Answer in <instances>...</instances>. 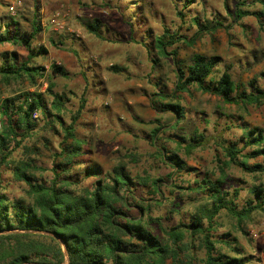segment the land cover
<instances>
[{
	"label": "rangeland",
	"instance_id": "obj_1",
	"mask_svg": "<svg viewBox=\"0 0 264 264\" xmlns=\"http://www.w3.org/2000/svg\"><path fill=\"white\" fill-rule=\"evenodd\" d=\"M41 1V2H40ZM119 2L118 9L110 10L103 7L90 5L85 13L72 15L70 9L60 4H52L46 0H25L15 15H10V6L0 2V19L4 22L17 23L10 26L19 32H29V20L32 10L37 5L43 4L41 17L44 31H39L32 41V47L45 46L47 54L35 57L34 65L44 69V80H37V86H29L26 81H12L5 83L0 79V101L20 92H41L48 105L50 96L44 93L40 81L47 84L49 67L59 61L56 58L58 38L73 35L75 40H84L82 23L84 21L98 19L99 25L106 27L102 31L108 40L119 42L121 49L118 61L124 57L129 60L122 67L126 68L121 73L109 71L111 62L105 65L106 59H99L94 54L89 57L93 63L94 72L91 78H79V74L70 76L68 79L52 77V92L63 94L68 98L65 111L60 113L61 119L67 123L69 113L76 109L78 99L83 95L85 100L84 109L76 122L75 135L83 140V152L79 160L82 164L76 168L88 165H98L103 171L110 170L117 162H126V170L132 176H144L159 178L161 196L148 194L147 189L139 187L136 194L142 196L146 203L150 204V216L160 218L163 227L174 226L177 222H187L189 215L199 206L207 203V191L196 193L195 182L208 178L210 181L219 180L221 163L225 162L219 141L235 143L240 148L244 141V128H258L264 135V106L258 108H240L234 105L223 104L215 97L200 94L193 87L189 89L188 95L182 94L175 102L182 107L184 118L174 129L168 128L174 122V116L169 112H161L156 100L153 106L150 104V95L157 91L169 94L173 87V66L170 59L156 57L152 50V39L160 35L163 30L177 32L179 35L189 38L196 31L192 23L193 18L202 24L213 25L219 22L228 26L227 31L218 28L211 35H201L191 47H185L178 43L177 58L187 61L194 53L207 57L218 56L220 61L215 67L213 78L216 79L220 72L227 70L231 79L238 85L240 90L249 91L248 82L255 80V85L261 88L264 84V1L263 0H108ZM243 3V9L254 13H261L262 17L256 21L253 17H245L238 23L232 22V13L237 2ZM47 5L46 8L45 4ZM102 3H107L102 0ZM113 5V3H111ZM57 5V6H56ZM103 7V8H102ZM60 8L68 11V20L74 19L76 28L69 32L68 20L66 28L60 33L50 31L46 26L49 15ZM71 37V36H70ZM51 39L56 45H50ZM144 41L143 48L139 53L135 51L139 41ZM135 46V47H134ZM145 46V47H144ZM142 47V43L141 46ZM129 48L131 50H129ZM1 53H14L18 61L22 60L26 51L22 48L1 45ZM155 60L152 68L151 61ZM7 62V58L3 62ZM95 61L99 65H95ZM2 61H0V64ZM60 66V65H59ZM105 66L104 68L101 67ZM121 67V66H120ZM73 75V74H72ZM89 77V76H87ZM165 103L168 100H164ZM37 127L21 146L29 147L26 153L32 158L37 166L49 169L51 166L50 151L56 150L60 140L59 128L56 124L52 127L45 125V118L39 112H35ZM164 128L157 134L153 143L149 141V133L156 125ZM202 136L201 146L192 151H185L188 137L193 132ZM183 138L185 141H180ZM179 144V148H177ZM16 149L13 157L19 158L22 148ZM161 148L166 151H177L178 156L185 161L186 169L181 173H173L169 178L170 169L162 163L160 156ZM249 148L242 153L248 152ZM126 152L136 153L138 162L131 163L122 156ZM216 159L221 163H217ZM260 160L259 158L255 159ZM255 160H248L251 164ZM224 180L220 189L222 192L232 193L237 190V197L233 200L236 210L245 207V203L253 201V196L248 193L251 186L264 184V174H245L234 166H224ZM75 179L81 175L76 170L71 172ZM42 179L50 178L49 171L41 174ZM3 192L8 198H18L22 195V184L11 181L8 172L1 174ZM92 179L80 181V186H89ZM176 186L177 188H175ZM230 197H225L226 199ZM253 204V202H252ZM212 236L218 238L228 233V239H234L244 258L243 264H264V216L259 211L251 212L248 217L237 226L235 219L220 210L213 219ZM154 233L163 237L158 228ZM193 248L190 250L197 264L202 257V251L197 249V242L193 240ZM216 249L229 256H236L227 247L216 244Z\"/></svg>",
	"mask_w": 264,
	"mask_h": 264
},
{
	"label": "trees",
	"instance_id": "obj_2",
	"mask_svg": "<svg viewBox=\"0 0 264 264\" xmlns=\"http://www.w3.org/2000/svg\"><path fill=\"white\" fill-rule=\"evenodd\" d=\"M264 1V0H263ZM243 3L237 2L232 13V22L238 23L245 17H253L259 21L261 13L243 9ZM196 31L186 38L177 32L167 29L152 39V50L156 57L170 59L173 66V87L169 94L157 91L150 95V104L158 100L160 111L169 112L174 116V122L168 128L174 129L184 118V111L175 101L182 94L188 95L194 88L200 94L217 98L223 104L240 108L264 106V84L261 88L255 85V80L248 82L249 91L240 90L227 70L220 72L214 79L213 73L220 58L207 57L194 53L185 62L177 58L176 44L185 47L193 46L201 35H211L218 28L228 29L219 22L213 25L202 24L193 18ZM15 22L10 19L0 26V45L9 44L26 51L25 57L18 61L14 52L8 55L2 53L0 64V79L8 83L26 81L29 86H37V80H44V69L34 65L32 60L46 54L39 46L31 43L40 31L37 23H33L29 32H19ZM99 22L84 21L82 27L90 34L98 37ZM264 29V25L260 23ZM49 44H56L49 39ZM7 58V62L3 59ZM152 68L156 61H151ZM110 71L117 73L123 68L111 66ZM52 77L66 79L69 77L62 66L51 64L49 77L44 93L50 96L48 105L41 92H20L0 101V177L8 172L13 182L21 183L22 195L18 198H8L3 192L0 179V264H194L191 249L193 240L197 249L202 251V257L197 264H243L244 258L234 239H228V233L214 238L211 232L213 219L220 210H224L237 226L253 211H259L264 216V184L251 186L248 193L253 201L248 200L245 207L236 210L233 200L238 191L222 192L221 183L224 180V166H234L245 174H264V135L258 128H244V141L240 148L235 143L219 141L225 162L217 167L219 180L208 178L195 182L194 192L207 191V203L199 206L189 215L187 222H177L174 226L163 227L160 218L150 216V204L146 203L136 191L139 187L147 189L148 194H157L161 180L149 179L147 176H132L126 170V162H117L110 170L103 171L98 165L79 167L83 152V140L76 137L74 129L83 109V95L78 99L75 110L69 113L65 123L60 113L65 111L68 98L63 94L52 92ZM164 100H168L167 103ZM39 112L45 118V125L59 128L60 140L56 150L50 151L51 166L49 169L37 166L26 153L29 147L21 146L37 127V121L32 118L34 112ZM164 127L156 125L148 137L153 143L157 134ZM185 151H192L201 146L202 136L193 132L188 137ZM180 141H185L180 138ZM22 148L19 158L12 153ZM179 148V144L176 145ZM249 148L248 152L242 153ZM157 155L169 169L170 178L173 173H181L186 169L185 161L174 151L160 149ZM136 153L126 152L122 158L131 163L138 162ZM260 160L256 161L255 159ZM248 160H255L248 164ZM49 171L50 178L42 179L41 174ZM81 175L75 179L72 171ZM92 179L89 186H80V181ZM177 188L176 186H174ZM231 199L224 200L225 197ZM253 202V204H252ZM158 228L163 237L154 233ZM216 244L227 247L236 256H229L216 249Z\"/></svg>",
	"mask_w": 264,
	"mask_h": 264
},
{
	"label": "crops",
	"instance_id": "obj_3",
	"mask_svg": "<svg viewBox=\"0 0 264 264\" xmlns=\"http://www.w3.org/2000/svg\"><path fill=\"white\" fill-rule=\"evenodd\" d=\"M46 1H48L49 3H52V4L64 5L65 7L70 9V12L73 16L78 15V13H85L88 8L90 9V5H92V4H94L97 7L98 6L100 7V5L103 4L104 5L103 7L108 8L110 10L118 9V5L120 4L119 2H111V3H113V5H112L108 0H105V2H107V3H102V0H46ZM0 2H3L6 4V6H8V0H0ZM44 5H45L44 8H46L47 7L46 3ZM35 6H36L35 11L32 10L31 18L29 20V31L31 30V26L35 22V23H37L39 30L43 32L44 31V28H43L44 25L42 24L43 22L41 21V17L43 14V10H42L43 4L38 6L39 10L37 9V5H35ZM94 20L98 21V19H94ZM89 21H91V20H89ZM4 23H6V21L4 22L3 20L0 19L1 28H2V25ZM15 24H16L15 26H17V23H15ZM108 26H106V27L108 28ZM68 27H69V32H70L71 28L77 27L73 18L68 20ZM103 27H104V25L99 26L98 37L88 33L82 27L81 29H83V31H84V38H83L84 40H81V42H80V40H78V41L75 40L73 38V35H68V37L61 35L57 40L58 45H57V49L55 50L56 51V58L59 61H54V63L62 66L64 68V70L68 72L69 77L74 76L76 74H79L77 77H79L81 79L82 78H86V79L91 78V76H92L91 72H94V69L92 67L93 63L89 60V57H91L94 54L97 56L99 61L101 58L106 59V61L104 63H102L100 61V64L105 65L107 62H111L112 65H109V68L111 66H117V67L121 66L120 68H123L126 70V68H124L122 66L124 64H126L129 60H127L124 57V59L121 62L118 61L119 55H120L119 51L121 50L119 48V45H121V44L119 42L114 41V39L112 41H110L106 37H104L102 31H104L106 29V27L105 28H103ZM141 43H142V47H140ZM143 44H144V41H139L137 44H134V45L138 46V48H135V51H137L139 53V51H141L143 48ZM3 45H9V44H3ZM31 45H32V43H31ZM43 48L46 50V54L49 53L48 49L45 46H43ZM129 50H131V49L129 48ZM9 54L10 53H7V58H8ZM1 55H2V53L0 52V61L2 60ZM94 63H95V65H99V63H97V61H95ZM104 67L105 66H103L101 68H104ZM109 71H110V69H109ZM112 73H114V72H112ZM117 73H121V72H117ZM87 76H89V77H87ZM68 78H66V79H68Z\"/></svg>",
	"mask_w": 264,
	"mask_h": 264
},
{
	"label": "built area",
	"instance_id": "obj_4",
	"mask_svg": "<svg viewBox=\"0 0 264 264\" xmlns=\"http://www.w3.org/2000/svg\"><path fill=\"white\" fill-rule=\"evenodd\" d=\"M25 0H8L10 6V15H15V12L21 8ZM68 11L65 8H60L53 11L46 21L47 28L54 32L60 33L64 31L66 28V22L68 20ZM41 87L45 88V83L42 80L39 82ZM35 112L32 114V117H35Z\"/></svg>",
	"mask_w": 264,
	"mask_h": 264
}]
</instances>
